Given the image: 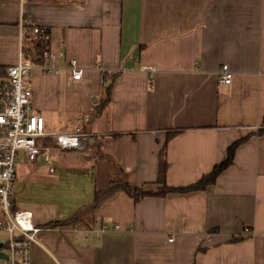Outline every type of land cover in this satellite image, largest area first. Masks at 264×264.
<instances>
[{"label": "crops", "instance_id": "obj_1", "mask_svg": "<svg viewBox=\"0 0 264 264\" xmlns=\"http://www.w3.org/2000/svg\"><path fill=\"white\" fill-rule=\"evenodd\" d=\"M26 28L47 31L62 68L33 71V110L47 132L90 134L83 153L46 140L54 172L20 160L14 208L40 228L29 264H264V0H0V78ZM98 65L121 70L110 95ZM237 142L203 190L137 203L116 191L92 209L113 179L155 191L162 161L167 186L194 184Z\"/></svg>", "mask_w": 264, "mask_h": 264}, {"label": "built area", "instance_id": "obj_2", "mask_svg": "<svg viewBox=\"0 0 264 264\" xmlns=\"http://www.w3.org/2000/svg\"><path fill=\"white\" fill-rule=\"evenodd\" d=\"M31 34L45 38L40 28H32ZM23 41L24 36L21 37L15 64L8 67L5 76L0 78V231L7 234L4 245L8 264H29V248L37 243L40 231L29 211L14 208L12 195L20 164L19 154L22 153L29 162L43 160L54 172L56 168L52 166V148L47 146L46 140H52L59 151L83 153L87 150L90 137V134L78 128L65 133L46 131L43 117L32 108L31 75L36 68L45 74L59 75L62 71L58 64L60 54L48 51L44 54L46 61L35 64L24 52ZM66 68L73 80L81 79L83 70L76 59H70ZM143 69L149 72L155 70L154 67ZM96 70L101 74V83L105 75L121 71L102 70L99 65ZM219 78L224 86L232 84L233 73L228 65L220 66Z\"/></svg>", "mask_w": 264, "mask_h": 264}, {"label": "trees", "instance_id": "obj_3", "mask_svg": "<svg viewBox=\"0 0 264 264\" xmlns=\"http://www.w3.org/2000/svg\"><path fill=\"white\" fill-rule=\"evenodd\" d=\"M26 30V34L24 36V41L22 43V47L24 52L27 56H29L35 64H43L46 61V58L44 54L48 52V37H47V31L43 30V35L45 36L44 39L39 37L38 35H32L31 29ZM4 70V68L0 67V73ZM117 73V72H116ZM115 73H112L110 76L105 75L104 81L106 79V82L108 84L105 86V93H111L112 86L115 80V76L113 75ZM262 131L259 130V133ZM175 133H170L169 136L174 135ZM50 142V141H49ZM48 142V143H49ZM239 142L232 144L228 148L227 158L224 162L220 163L219 166H215L211 172H209L207 175L203 176L199 181H197L194 184H191L187 187H169L165 183V171H166V163L162 161L160 163V177H159V186L157 189L153 192L141 190L138 188H132L127 181H122L117 179H113L110 184L108 185L107 189L99 194L96 195L95 201L93 203L92 209L94 210L97 206L95 205V202L99 199V197L102 196V198H106L108 196H111L116 191H124L126 194L131 196L134 200V202H139L144 197H163L166 194L169 193H185V192H193L198 190H203L209 185H213L216 181L217 176L219 173L225 169L227 166H229L232 162L234 151L236 147L238 146ZM163 155V154H162ZM76 216L71 217L67 221H53L47 223L45 226L48 228H60L64 225L74 223L76 221H79V219L75 218ZM237 241V240H234Z\"/></svg>", "mask_w": 264, "mask_h": 264}, {"label": "rangeland", "instance_id": "obj_4", "mask_svg": "<svg viewBox=\"0 0 264 264\" xmlns=\"http://www.w3.org/2000/svg\"><path fill=\"white\" fill-rule=\"evenodd\" d=\"M44 122H45V120H44ZM84 131V130H83ZM85 133H87V134H89V132H87V131H84ZM237 148V147H236ZM59 156H60V154H59ZM24 158V155L22 154V153H20L19 154V160H21V159H23ZM40 162H42L43 164L45 163V162H43V160H40ZM87 221H89V218H87ZM2 262H5V261H3L2 259H0V264L2 263Z\"/></svg>", "mask_w": 264, "mask_h": 264}, {"label": "water", "instance_id": "obj_5", "mask_svg": "<svg viewBox=\"0 0 264 264\" xmlns=\"http://www.w3.org/2000/svg\"><path fill=\"white\" fill-rule=\"evenodd\" d=\"M0 259H6L5 254H3V253L0 252Z\"/></svg>", "mask_w": 264, "mask_h": 264}]
</instances>
